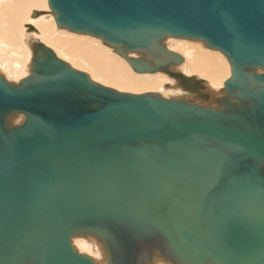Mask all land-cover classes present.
Wrapping results in <instances>:
<instances>
[{"label":"water","instance_id":"water-1","mask_svg":"<svg viewBox=\"0 0 264 264\" xmlns=\"http://www.w3.org/2000/svg\"><path fill=\"white\" fill-rule=\"evenodd\" d=\"M47 5L57 27L172 81L165 96L115 91L26 24L31 74H0V264H264V0ZM165 37L224 55L223 87L182 74Z\"/></svg>","mask_w":264,"mask_h":264},{"label":"bare ground","instance_id":"bare-ground-1","mask_svg":"<svg viewBox=\"0 0 264 264\" xmlns=\"http://www.w3.org/2000/svg\"><path fill=\"white\" fill-rule=\"evenodd\" d=\"M35 12L39 15L33 17ZM26 24L34 27L36 38L52 48L60 59L86 72L94 82L115 91L165 96L164 86L172 81L162 72H134L99 37L57 27L47 0H0V74L9 83L17 84L31 74L32 51ZM160 42L182 55L183 62L177 67L182 74L205 80L216 90L223 87L230 67L220 52L201 40L190 38L165 37ZM138 54L128 52L129 56ZM255 70L264 73V70ZM23 118L21 113H10L6 121L19 124ZM72 242L78 250L100 257L101 249L93 240L76 236Z\"/></svg>","mask_w":264,"mask_h":264}]
</instances>
